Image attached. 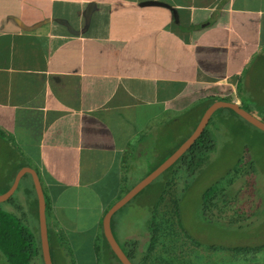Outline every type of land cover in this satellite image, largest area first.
Listing matches in <instances>:
<instances>
[{
  "label": "crops",
  "instance_id": "crops-1",
  "mask_svg": "<svg viewBox=\"0 0 264 264\" xmlns=\"http://www.w3.org/2000/svg\"><path fill=\"white\" fill-rule=\"evenodd\" d=\"M259 62L264 0H0L4 175L35 168L76 261L96 263L158 131L234 98Z\"/></svg>",
  "mask_w": 264,
  "mask_h": 264
},
{
  "label": "flooded vegetation",
  "instance_id": "flooded-vegetation-1",
  "mask_svg": "<svg viewBox=\"0 0 264 264\" xmlns=\"http://www.w3.org/2000/svg\"><path fill=\"white\" fill-rule=\"evenodd\" d=\"M260 73L264 74V71L260 70ZM256 88L260 89L261 92L264 91V87L258 86ZM254 95L255 86L250 80H246L244 87L240 85L235 91L234 98L229 97V99L235 101L241 109L256 114L257 119L264 122V117H259L257 114V111L260 110L264 116V102H260V105H263L261 108H252V106H256L255 102L250 107H245V103L257 100L253 98ZM215 100L211 103L207 101L202 105L199 109V115L195 119L197 123L194 125L193 132L179 142L175 148H170V150L160 148L156 143L152 149L153 158L151 162L144 167L139 165L138 171H136L137 175L134 174V179L140 175V171H143L141 178L147 176L173 155L192 136L205 112ZM221 110H225V108L213 113L200 137L177 162L141 190L114 216L113 231L126 260L112 250L111 245L102 234L96 258L97 264H153L151 259L153 260L154 255L151 256L153 258H150L151 253H166V246L156 244L154 237L155 223L160 216H163L165 221L168 218L170 220L171 216L177 218L179 230L191 244L235 248L236 246H257L264 243L262 242L264 241V230L258 235L252 231L251 236L240 237L231 242L206 243L201 240L198 233L188 231L183 222L181 194L188 184L196 180L195 177L217 147V135L214 131L216 122L211 123L216 113ZM226 110L232 112L237 120L233 123L231 119L222 116L218 118L224 126H227L226 121L232 122L228 126L232 130L229 140H233L235 148L239 150L240 157L237 165H241L240 161L245 156V166H240L238 172L235 171L236 166L230 172L227 183L217 191H212L215 187L210 186L202 193L197 218L199 222L221 230L232 228L238 232L252 227H256L257 230L261 225H264V168H261L257 157L258 148L260 150L264 145V130L256 127L236 111ZM6 166L7 161H5L4 169L2 168L0 198L6 196L0 201V219H5L8 223L5 224L7 234L3 236L0 231V264H76L71 258L73 252L71 253L69 248L71 247L69 241L64 233L53 225L46 196L44 203H42L39 194L34 189L36 183L32 180L18 179V174L26 167L14 166L15 168L12 169L13 177L7 180L4 175L7 172ZM189 178L192 181L188 182ZM139 181L134 185L138 184ZM16 182L18 186L14 190L12 185H15ZM156 187H158L157 190H155ZM130 203L134 204V211L142 205L146 206L148 215L143 217L145 219L143 226H147V229L141 234L132 233V236L130 235L128 239L123 241L119 240L118 231L114 227L126 220L127 216L124 210L129 213L126 207ZM1 225L0 223V227ZM45 232L48 240L46 249L44 244ZM252 241L261 243H249Z\"/></svg>",
  "mask_w": 264,
  "mask_h": 264
},
{
  "label": "rangeland",
  "instance_id": "rangeland-1",
  "mask_svg": "<svg viewBox=\"0 0 264 264\" xmlns=\"http://www.w3.org/2000/svg\"><path fill=\"white\" fill-rule=\"evenodd\" d=\"M264 62H259L252 66V72L250 77V81L255 86V95L253 98L257 99L252 102L245 103V107H250L253 102L256 103V106H252V108H261L263 105H260V102H264V91L261 92L260 89H257L256 87L260 86L264 87V74L260 73L261 71H264ZM258 73H255L256 71ZM235 95H233L234 97ZM226 99V98H222ZM228 100H230L228 98ZM213 100H209L211 103ZM221 110L216 113V115L213 117V121L211 124L216 122V128H214V131L216 132V140H217V147L216 149L210 154L208 161L205 163L203 168H201L199 174L195 177L196 180L192 181V179L189 178L188 182L192 181L190 184H188L182 194H181V200H182V218L184 225L186 226L188 231H193L194 233H198L201 236V240L206 243L211 242H231L233 240H238L240 237H246L251 236L252 231H255V234L258 235L264 230V225H261L257 230L256 227H252L251 229L246 230H240L236 232L234 229H218L213 226L204 224L199 222L197 218V213L199 210V206L201 203L202 193L210 186H214L215 188L212 189V191H217L221 186L225 185L227 183L228 178L230 177V172L233 171V169L237 166L235 171L238 172L240 169V166L244 167V160L246 159L245 156L241 159V165L238 166L237 161L240 157L239 150L235 148V142L233 140H229L230 135L232 133V130L228 127L232 122L236 121V116L232 114L229 110ZM258 116L264 117L261 114V111H257ZM199 113L194 116L190 115V117L187 116H179L176 119H173L168 123V126L165 128H162L158 131V138L155 140V144L157 143L160 148H166L170 150V148H175L179 142L183 141L185 137L190 135L194 130V125H196L197 121H195V117H197ZM219 116H222L226 119H231V121H226L227 126H224L223 122L218 118ZM216 118H218L216 120ZM158 123H156L157 127ZM154 130L155 127H152ZM210 129V126H209ZM159 150V149H157ZM257 157L259 159V163L261 164V168H264V145L261 147V149L257 150ZM6 157L3 154V150L0 149V185L2 181V168L4 169ZM239 162V163H240ZM264 171V169H263ZM140 175H138L134 180L132 184H135L138 182L143 174V171H140ZM188 175V173H187ZM186 175V176H187ZM158 187L155 188L157 190ZM121 197V196H120ZM118 201V200H117ZM132 206V207H131ZM129 211L127 213V210H124L126 213V220L122 221L119 226L114 227L118 231L117 235L119 240H125L132 236V233H139L141 234L147 229V226H143L145 219L144 216L147 217L148 213L147 208L145 205H142L134 211V204L130 203L126 207ZM125 208V209H126ZM263 227V228H262ZM255 229V230H252ZM64 233V232H63ZM65 237L67 238L66 234L64 233ZM264 242V241H262ZM251 244H258L261 242L252 241L249 242ZM71 248V247H69ZM72 250V249H71ZM90 253V256L92 255L91 249L87 248L86 254ZM100 255V254H99ZM210 255V254H209ZM209 255H203L204 260H209ZM72 260L76 264H97L95 261H93L92 258L89 260H82L79 263L76 261V257L73 254L71 256ZM198 262V261H197ZM199 263V262H198Z\"/></svg>",
  "mask_w": 264,
  "mask_h": 264
},
{
  "label": "trees",
  "instance_id": "trees-1",
  "mask_svg": "<svg viewBox=\"0 0 264 264\" xmlns=\"http://www.w3.org/2000/svg\"><path fill=\"white\" fill-rule=\"evenodd\" d=\"M4 220L0 219L2 224L0 231L3 236L7 234L5 224L8 223L7 220ZM176 220L177 218L174 216L166 221L163 216L157 218L154 233L155 242L164 244L166 253H151L150 258H153L151 256L154 255L153 260L151 259L153 264H264V243L257 246H236L235 248L191 244L182 235ZM96 248L99 251L100 241ZM203 255H209V260H204Z\"/></svg>",
  "mask_w": 264,
  "mask_h": 264
},
{
  "label": "water",
  "instance_id": "water-1",
  "mask_svg": "<svg viewBox=\"0 0 264 264\" xmlns=\"http://www.w3.org/2000/svg\"><path fill=\"white\" fill-rule=\"evenodd\" d=\"M142 5L144 6H147V5H158L159 6L160 5V6L171 8L169 5L162 3V2H157V1H146L142 3ZM171 9L173 10L174 15L177 17V11L173 8ZM27 29L31 30L30 27H27ZM224 108L232 109L236 111L240 116L250 121L256 127L264 130V122L259 121V119H257V117L255 116L256 114L254 115L248 111L241 109L235 101L228 100V99H216L214 103L205 112L200 124L198 125V127L196 128L192 136L173 155L168 157L155 171L141 178L138 184L134 185L118 201L113 203L110 206V208L107 210L103 218V223H102L103 236L111 245L112 250L116 251L120 255V257L126 260L121 248L119 247L118 241L113 231L114 216L117 214L118 211H120L124 206H126L141 190H143L146 186H148L151 182H153L158 176H160L165 170H167L175 162H177L179 158H181V156L190 148V146H192V144L200 137V135L202 134L204 128L206 127L213 113L217 110L224 109ZM27 174L30 175L31 180L36 183V186L34 189L39 194V197L42 203H44L45 194L43 192L40 176L37 170L35 168L26 167L23 169L22 172L18 174V179L19 180L21 178L26 179ZM12 186H14V188L13 187L12 188L16 190L18 186L17 182L15 183V185H12ZM6 194L9 195V193H6ZM4 197H1L0 201H2ZM47 243H48V240H47L46 232H45L44 234L45 249L47 248Z\"/></svg>",
  "mask_w": 264,
  "mask_h": 264
}]
</instances>
